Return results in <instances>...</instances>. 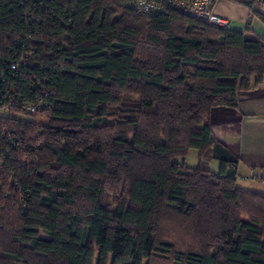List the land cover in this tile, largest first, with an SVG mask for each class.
Wrapping results in <instances>:
<instances>
[{
	"label": "trees",
	"instance_id": "1",
	"mask_svg": "<svg viewBox=\"0 0 264 264\" xmlns=\"http://www.w3.org/2000/svg\"><path fill=\"white\" fill-rule=\"evenodd\" d=\"M132 1L0 0V264H264V193L211 127L264 40Z\"/></svg>",
	"mask_w": 264,
	"mask_h": 264
},
{
	"label": "crops",
	"instance_id": "2",
	"mask_svg": "<svg viewBox=\"0 0 264 264\" xmlns=\"http://www.w3.org/2000/svg\"><path fill=\"white\" fill-rule=\"evenodd\" d=\"M251 0H216L214 11L230 20L228 28L244 30L251 24L252 37L264 40V23L246 5ZM264 15V2L256 6ZM238 108L216 107L211 114L214 136L238 157V175L253 179L264 167V81L238 93ZM255 191V190H254Z\"/></svg>",
	"mask_w": 264,
	"mask_h": 264
},
{
	"label": "built area",
	"instance_id": "3",
	"mask_svg": "<svg viewBox=\"0 0 264 264\" xmlns=\"http://www.w3.org/2000/svg\"><path fill=\"white\" fill-rule=\"evenodd\" d=\"M215 3L216 0H133L131 5L140 14L158 15L172 9L199 22L215 27L228 28L230 20L215 13ZM26 63L27 61L23 60L17 66L24 67ZM40 107L41 105L33 104L28 109L34 112ZM252 178L264 182V167Z\"/></svg>",
	"mask_w": 264,
	"mask_h": 264
},
{
	"label": "rangeland",
	"instance_id": "4",
	"mask_svg": "<svg viewBox=\"0 0 264 264\" xmlns=\"http://www.w3.org/2000/svg\"><path fill=\"white\" fill-rule=\"evenodd\" d=\"M3 112H5V110L0 107V113ZM177 160L179 162H183V158H178ZM198 162H199L198 151L197 149L192 148L185 159V164L189 167H195L197 166ZM220 166L221 163L219 160H214L211 164L212 170L216 173L219 172ZM238 185L247 190H255L257 192L264 193V182L258 179L249 180L246 177L239 175Z\"/></svg>",
	"mask_w": 264,
	"mask_h": 264
}]
</instances>
